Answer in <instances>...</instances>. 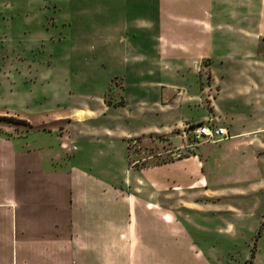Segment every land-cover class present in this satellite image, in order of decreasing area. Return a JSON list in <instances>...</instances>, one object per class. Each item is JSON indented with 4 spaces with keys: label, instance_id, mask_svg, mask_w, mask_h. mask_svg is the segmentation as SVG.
Segmentation results:
<instances>
[{
    "label": "crops",
    "instance_id": "obj_1",
    "mask_svg": "<svg viewBox=\"0 0 264 264\" xmlns=\"http://www.w3.org/2000/svg\"><path fill=\"white\" fill-rule=\"evenodd\" d=\"M160 2L148 22L135 23L138 30L155 31L151 39L139 37L147 50L130 58L117 55L122 104L112 98L106 104L108 88L95 106L80 104L67 112L56 102L49 112L53 117L37 113L53 130L60 129L58 134H0V264H243L257 259L248 245L232 260L220 249V222L226 240H233L234 220L244 215H212L203 206H182L189 215H171L167 205L174 195L207 190L200 156L160 165L130 163L127 140L194 121L172 122V107L193 104L194 90L166 82L173 77L189 82L205 59L212 60L219 86L216 102L226 97L264 105V0ZM137 107L148 110L140 115ZM26 108L12 113L34 119ZM120 109L124 113L117 114ZM146 114L165 121L155 126ZM219 122L232 133L228 141L264 130L237 131L221 114ZM179 162L183 172L176 180L160 173Z\"/></svg>",
    "mask_w": 264,
    "mask_h": 264
},
{
    "label": "rangeland",
    "instance_id": "obj_2",
    "mask_svg": "<svg viewBox=\"0 0 264 264\" xmlns=\"http://www.w3.org/2000/svg\"><path fill=\"white\" fill-rule=\"evenodd\" d=\"M159 6L160 0H0V134L9 138L32 131L58 134L60 129L53 130L37 113L52 112L56 102L60 110L67 112L80 104L95 106L108 88L104 94L106 104L111 98L122 104L120 81L115 77L122 75L117 55L130 58L137 55L135 52L147 50L140 39H151L155 31L145 27L138 30L135 23L148 22ZM134 45L138 48L133 50ZM215 78L212 60L205 59L189 82L182 77L167 81L179 89L194 90L193 104L172 107V122L194 121L172 132L128 139V161L160 165L193 154L200 156L207 190L174 195L167 205L171 215H189L182 206L198 210L203 206L212 215H244L234 220L238 230L233 240H226L229 237L223 220L220 222L222 254L232 260L248 245L257 259L249 258L243 264H264V130L247 140L198 146H193L191 138L198 124L222 125L218 123L220 114L233 120L237 131L264 129V105L255 107L245 100L229 102L226 97L216 102L219 86ZM26 107L35 113L34 119L27 121L13 115L14 110ZM137 110L141 115L148 107ZM116 113L124 112L120 109ZM204 115L213 121L201 120ZM143 117L155 126L165 121L161 116ZM51 138L47 134L45 143L50 144ZM176 148L179 150L171 153ZM180 166L179 162L160 169V173L176 180L183 172Z\"/></svg>",
    "mask_w": 264,
    "mask_h": 264
},
{
    "label": "built area",
    "instance_id": "obj_3",
    "mask_svg": "<svg viewBox=\"0 0 264 264\" xmlns=\"http://www.w3.org/2000/svg\"><path fill=\"white\" fill-rule=\"evenodd\" d=\"M193 146L208 143H220L230 139L228 131L224 127H218L212 123L196 125L191 131Z\"/></svg>",
    "mask_w": 264,
    "mask_h": 264
}]
</instances>
